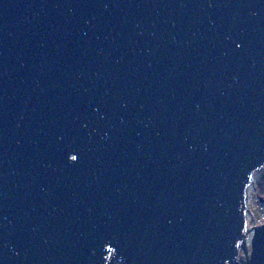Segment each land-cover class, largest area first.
I'll list each match as a JSON object with an SVG mask.
<instances>
[{"label": "water", "instance_id": "obj_1", "mask_svg": "<svg viewBox=\"0 0 264 264\" xmlns=\"http://www.w3.org/2000/svg\"><path fill=\"white\" fill-rule=\"evenodd\" d=\"M263 168L264 0H0V264H264Z\"/></svg>", "mask_w": 264, "mask_h": 264}, {"label": "rangeland", "instance_id": "obj_2", "mask_svg": "<svg viewBox=\"0 0 264 264\" xmlns=\"http://www.w3.org/2000/svg\"><path fill=\"white\" fill-rule=\"evenodd\" d=\"M254 176L255 182L249 190L251 194V207L255 211V214L251 218V222L256 224L264 220V201L258 198L260 194H264V168L257 170Z\"/></svg>", "mask_w": 264, "mask_h": 264}, {"label": "built area", "instance_id": "obj_3", "mask_svg": "<svg viewBox=\"0 0 264 264\" xmlns=\"http://www.w3.org/2000/svg\"><path fill=\"white\" fill-rule=\"evenodd\" d=\"M252 186V185H251ZM250 186V187H251ZM250 189V188H249ZM247 202H248V204H249V206H250V211L248 212V226L250 227V226H253V225H255V223H253V222H251V218H252V216L255 214V211H254V209L251 207V194H250V190H249V192H248V197H247ZM261 223V222H260ZM256 224H258V223H256ZM242 255L243 256H245V253L242 251Z\"/></svg>", "mask_w": 264, "mask_h": 264}]
</instances>
